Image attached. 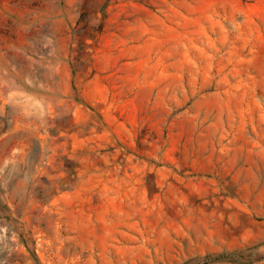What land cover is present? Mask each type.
Listing matches in <instances>:
<instances>
[{"label":"rangeland","instance_id":"obj_1","mask_svg":"<svg viewBox=\"0 0 264 264\" xmlns=\"http://www.w3.org/2000/svg\"><path fill=\"white\" fill-rule=\"evenodd\" d=\"M0 264H264V0H0Z\"/></svg>","mask_w":264,"mask_h":264}]
</instances>
